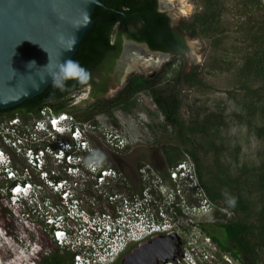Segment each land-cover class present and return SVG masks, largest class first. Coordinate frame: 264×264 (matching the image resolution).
<instances>
[{"label": "built area", "instance_id": "built-area-1", "mask_svg": "<svg viewBox=\"0 0 264 264\" xmlns=\"http://www.w3.org/2000/svg\"><path fill=\"white\" fill-rule=\"evenodd\" d=\"M96 128L51 105L0 115V198L12 215L13 233L5 239L16 245L15 260L34 264L39 253L49 256L52 247L60 258L57 264H120L141 243L173 229L159 222L161 196L179 207L186 206L190 193L199 202L193 212L213 215L189 156L170 166L166 177L142 164L138 188L130 189L134 181L100 161L90 144L87 131ZM104 136L115 151L128 145L115 131ZM222 212L230 218L229 211ZM40 237L50 246L43 247Z\"/></svg>", "mask_w": 264, "mask_h": 264}, {"label": "rangeland", "instance_id": "rangeland-1", "mask_svg": "<svg viewBox=\"0 0 264 264\" xmlns=\"http://www.w3.org/2000/svg\"><path fill=\"white\" fill-rule=\"evenodd\" d=\"M205 1L208 0H185L190 6L187 13H183L178 0H158V8L167 14L170 24L175 27L181 21L191 19L195 13L200 12ZM216 8L221 12L216 22L200 27L198 36L186 37L188 52L184 58L131 46L133 56L138 58V61L133 62L130 57L126 58L127 63L118 65L119 75L109 81L108 91L111 95L109 97H113L112 93L115 94L132 74L146 78L158 77L155 90L170 91L171 79L180 65L186 73L193 67H198L202 85L183 84L182 119L185 121L195 117L201 119L207 115H214L218 119L215 126L218 125L219 133L214 134L213 145L219 150H212L210 154L203 156L202 161L207 167L229 164L231 176L242 175L241 181L250 170L257 169L264 160V140L257 135V128L262 126L263 118L255 112L256 109L249 106L254 102L250 90L260 83L242 74L243 63L254 50L252 37H257V29L264 23V0H216ZM116 30L117 28L114 29V35ZM169 63H173L170 68L167 66ZM70 98L71 103L80 105L77 119L84 122L83 118L87 117L84 113L86 107L80 102L84 96L77 91ZM131 102L128 109L118 107L94 114L91 123L98 124L100 129L87 131V137L96 149L99 160L114 169L125 170L128 177L134 181L130 189H134L138 188L137 170L142 164L149 163L156 172L167 171L170 163L166 153L180 151L177 154L179 156L177 162L185 160L187 154L175 138L174 130L166 125L163 115L152 99L151 90L139 92L133 96ZM113 131L126 138L128 145L124 150L115 151V148L109 145L104 133L106 135ZM204 148H209L208 144L204 143ZM177 162L173 161L172 165ZM240 190L249 195L253 210L264 204V196L260 197L259 191H255L253 187L249 189L243 184ZM158 202L165 211L163 199L159 197ZM185 202L189 209L182 206L184 204L169 208L171 218L174 219L171 222L172 228L183 241L182 245L175 247V244H172L170 248L175 247L172 249L174 253L181 248L183 254L181 257L175 256L174 260L167 264H183V259L189 257L192 248L199 254L201 252V255L206 254L202 258L203 264H240L229 254L220 252L211 241L208 244L204 242L207 236L198 225L210 222L214 215L209 217V214L206 217L203 213H197L195 210L193 212L192 207L197 206L199 202L190 193L186 194ZM152 208L155 209L156 206ZM213 213L215 214V207ZM239 213L240 217H243L244 210H239ZM253 219L249 218L250 221ZM40 239L43 247L50 246L44 237ZM2 243L0 264H23L20 260L10 263V257H6L9 254L4 253L9 248L15 249V243L6 239ZM258 264H264V252L260 253Z\"/></svg>", "mask_w": 264, "mask_h": 264}, {"label": "trees", "instance_id": "trees-1", "mask_svg": "<svg viewBox=\"0 0 264 264\" xmlns=\"http://www.w3.org/2000/svg\"><path fill=\"white\" fill-rule=\"evenodd\" d=\"M157 5V0H102L101 5L96 6L92 14V27L84 34L70 60L74 65L70 78L65 76L66 66L43 93L25 101L16 109L0 111V115L11 116L14 111L37 112L42 106L51 105L55 112L67 111L77 118L80 105L71 103L70 97L83 86L91 84V72H110L121 51L120 35L124 34L130 40L145 44L150 51L184 58L188 52L186 37L198 36L200 27L216 22L221 16V12L216 8V0H208L203 3L202 10L195 13L191 19L183 20L173 27L167 14L160 12ZM115 28L118 29V34L114 35ZM256 34L257 37H252L254 50L245 59L242 74L260 83L250 90L254 102L249 106L256 109L255 112L263 118L262 126L257 128V135L264 140V23H261ZM172 65L173 63H169L167 66L170 68ZM157 80L158 77L149 79L132 76L125 88L109 101L92 94L95 102L90 107H87V100L83 101L87 117L82 121L91 122L94 114L113 108L128 109L134 95L151 90L152 99L163 115L166 125L174 130L179 145L195 164L197 178L205 196L215 207L212 220L200 223L199 228L220 252L229 254L240 264H258L260 253L264 252V204L253 210L249 195H245L240 187L243 184L249 189L253 187L255 191H259L260 197L264 196V160L241 181L242 175L231 176L229 164L207 167L202 161L203 156H207L212 150H219L213 145L214 134L219 133L218 125L215 126L218 119L214 115H207L201 119L195 117L185 121L181 116L183 84L202 85L198 67H193L186 73L180 65L171 79L170 91L155 90ZM204 143L208 144L209 148H204ZM179 153L180 151L166 153L169 166H172L173 161L179 160ZM160 175L166 177L167 173L164 171ZM241 209L244 210L243 217H240ZM177 210L181 215L179 209ZM223 210L229 211L233 217L228 218L221 212ZM250 217L254 218L253 221L249 220ZM0 228L5 234H10L12 230V215L1 198ZM59 261L60 258L52 247L49 256L39 253L34 258V264H57Z\"/></svg>", "mask_w": 264, "mask_h": 264}, {"label": "water", "instance_id": "water-1", "mask_svg": "<svg viewBox=\"0 0 264 264\" xmlns=\"http://www.w3.org/2000/svg\"><path fill=\"white\" fill-rule=\"evenodd\" d=\"M101 1L0 0V111L35 98L56 79L92 27V14ZM125 43L150 51L143 43ZM127 53L125 46L118 65L127 63ZM178 243L173 232L156 235L120 264H167L174 260L170 253Z\"/></svg>", "mask_w": 264, "mask_h": 264}, {"label": "flooded vegetation", "instance_id": "flooded-vegetation-1", "mask_svg": "<svg viewBox=\"0 0 264 264\" xmlns=\"http://www.w3.org/2000/svg\"><path fill=\"white\" fill-rule=\"evenodd\" d=\"M157 2H158V0H157ZM158 7H159V2H158V5H157V8ZM158 10H159V8H158ZM115 33L118 34V29L115 31ZM120 39H121V51H120V53L118 55V58L116 59L114 65L111 67L110 72L109 73H100V74H99L98 70L91 72V74H90L91 77H92L91 84L89 83V84L83 86L80 90H78V93H80V94H82L84 96V98L80 102L82 103L84 100H87L88 101L87 107H90L91 104H93L95 102V97H93V96L91 97L92 94H96L97 96H99L100 99L109 101V100L113 99L114 97H116L119 94V92L122 89L125 88L126 83H127V81H128L129 78H131L132 76H142V75H136V74L135 75L134 74L130 75L128 77V79L125 81V84L123 86H121L118 89V91H116L115 94L112 93V96L113 97H111V98L109 97L111 95L109 94V91H108V83H109V81L111 79L116 78L119 75V72L117 73V70H118V62H119V59H120L121 55L124 52V48L126 46V43L125 42L127 40L133 41V40L128 39L124 34L120 35ZM185 42H186V39H185ZM130 46L133 47V45H130ZM150 52H153V51H150ZM153 53H160V54H165V55H171L169 53H162V52H153ZM147 78L154 79L152 76L147 77ZM84 107H85V105H84ZM16 108L17 107H15L13 109H16ZM15 112L16 111H14L13 113H15ZM121 171L124 172V174H127L125 170L121 169ZM163 172H164V170L161 171V172L159 170L157 171V173H159V174H161ZM172 232L175 233V234H177L176 231H175V229H172L169 233H172ZM12 233L13 232L11 230V233L10 234H5V232L2 230V228H0V248L1 249H2V244H3L2 241L5 238L6 239L9 238L12 235ZM169 233H166V234L164 233L163 235H167ZM177 241L179 242L178 243V246H180V245L183 244L182 239L178 235H177ZM179 250H180L181 254H183L182 249L180 248ZM4 253L5 254H7V253L9 254V256H6V257H10L9 258V262L10 263L11 262L13 263L14 260H15V257L13 255L12 248L11 249L9 248L8 250L4 251ZM177 254H178V251H177V253H174V251H172L170 253V255H171L170 257H175Z\"/></svg>", "mask_w": 264, "mask_h": 264}, {"label": "clouds", "instance_id": "clouds-1", "mask_svg": "<svg viewBox=\"0 0 264 264\" xmlns=\"http://www.w3.org/2000/svg\"><path fill=\"white\" fill-rule=\"evenodd\" d=\"M73 66H74L73 62L69 61L67 64L66 71H65L66 78H70V74H71ZM160 198L163 199L164 206L166 207V209H165V211L163 210V217H160L159 222H160V224L168 222L171 225V222H173L174 219L171 218V213H170L169 208L171 207V205L173 206V204H175V202L168 204V202L164 196H161ZM183 261H184L183 264H203L204 263L202 261L201 252L199 254V252L195 251V249H193V248H192L191 252L189 253V257L186 259L184 258Z\"/></svg>", "mask_w": 264, "mask_h": 264}, {"label": "bare ground", "instance_id": "bare-ground-1", "mask_svg": "<svg viewBox=\"0 0 264 264\" xmlns=\"http://www.w3.org/2000/svg\"><path fill=\"white\" fill-rule=\"evenodd\" d=\"M178 3L180 4L181 10L183 11V13H187L190 10V6L185 2V0H178ZM132 49L133 48L130 45H126V50L128 51L127 58H130L131 57V60H133V62H134V60H137L138 61V58H135L133 56L134 54L132 53V51H133ZM138 54H140L139 51H138ZM139 59H142V58L139 57Z\"/></svg>", "mask_w": 264, "mask_h": 264}, {"label": "snow or ice", "instance_id": "snow-or-ice-1", "mask_svg": "<svg viewBox=\"0 0 264 264\" xmlns=\"http://www.w3.org/2000/svg\"><path fill=\"white\" fill-rule=\"evenodd\" d=\"M56 123H57V122H56L55 120L52 121V125H53V127L56 126Z\"/></svg>", "mask_w": 264, "mask_h": 264}]
</instances>
